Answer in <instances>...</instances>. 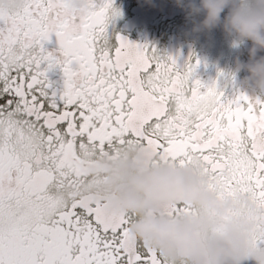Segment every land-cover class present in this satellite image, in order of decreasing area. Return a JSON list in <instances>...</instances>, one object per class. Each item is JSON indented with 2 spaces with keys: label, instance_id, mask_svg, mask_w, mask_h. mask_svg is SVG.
I'll return each instance as SVG.
<instances>
[{
  "label": "snow or ice",
  "instance_id": "obj_1",
  "mask_svg": "<svg viewBox=\"0 0 264 264\" xmlns=\"http://www.w3.org/2000/svg\"><path fill=\"white\" fill-rule=\"evenodd\" d=\"M89 4L79 15L66 0L0 11V264H165L130 235L134 217L65 194L88 182L92 160L131 146L152 163H196L219 195L264 206V99L193 80L198 61L180 72L112 30L113 0ZM52 36L59 55L45 48Z\"/></svg>",
  "mask_w": 264,
  "mask_h": 264
},
{
  "label": "clouds",
  "instance_id": "obj_2",
  "mask_svg": "<svg viewBox=\"0 0 264 264\" xmlns=\"http://www.w3.org/2000/svg\"><path fill=\"white\" fill-rule=\"evenodd\" d=\"M191 34L220 29L239 55L231 77L238 90L264 96V0H175ZM26 0H0V11L17 14ZM74 14L91 11L89 0H66ZM247 53V60L240 57ZM231 82V80H230ZM69 198L101 203L116 215H131L130 235L158 253L165 264H264V206L250 194L219 195L196 163L149 162L135 146L119 156H99L89 180ZM182 205L193 214L168 216Z\"/></svg>",
  "mask_w": 264,
  "mask_h": 264
},
{
  "label": "flooded vegetation",
  "instance_id": "obj_3",
  "mask_svg": "<svg viewBox=\"0 0 264 264\" xmlns=\"http://www.w3.org/2000/svg\"><path fill=\"white\" fill-rule=\"evenodd\" d=\"M101 2L96 0L97 5ZM113 7L119 15L112 24V30L120 36L133 44L154 47L161 56H171L176 60L180 72L198 61L192 79L206 86L216 84L229 98L238 90L236 84L244 74L231 77L230 73L239 53L230 46L220 29L211 33L191 34L192 25L175 0H113ZM58 47L55 36L45 42V48L54 55H59ZM240 58L247 60V53ZM77 67L73 65L74 69ZM48 76L57 90L63 88L64 77L60 69L50 71ZM238 91L251 99H264V96Z\"/></svg>",
  "mask_w": 264,
  "mask_h": 264
}]
</instances>
